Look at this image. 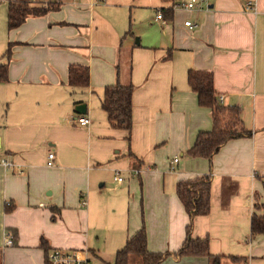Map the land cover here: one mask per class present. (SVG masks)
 <instances>
[{"label":"crops","instance_id":"crops-1","mask_svg":"<svg viewBox=\"0 0 264 264\" xmlns=\"http://www.w3.org/2000/svg\"><path fill=\"white\" fill-rule=\"evenodd\" d=\"M181 1L62 0L7 27L0 160L13 164L0 163V264H47L44 242L86 249L92 264H114L143 223L150 250L175 252L189 222L175 184L206 174L211 208L194 217L192 235L209 237L220 264H264V234L251 235L253 213L264 215V0H210L198 11L176 7ZM7 9L0 0L6 23ZM71 64L89 67L88 86L68 84ZM189 69L212 72L218 100L237 106L251 131L211 160L187 154L198 133L213 127L211 108L188 84ZM115 83L134 86L130 132L110 126L101 105L104 88ZM80 115L89 124H79ZM161 264L210 263L170 255Z\"/></svg>","mask_w":264,"mask_h":264},{"label":"trees","instance_id":"trees-1","mask_svg":"<svg viewBox=\"0 0 264 264\" xmlns=\"http://www.w3.org/2000/svg\"><path fill=\"white\" fill-rule=\"evenodd\" d=\"M62 0H7V27L9 30L22 25L30 16L44 15L61 5ZM173 1V0H164ZM166 17L171 18L173 8L163 10ZM164 15V14H163ZM11 43L4 53L7 61L11 57ZM0 62V81L8 79V62ZM188 84L197 93L198 102L212 110L213 127L211 130L200 131L194 145L187 154L192 157H205L211 160L214 153L228 140L251 134L243 125L240 110L237 106L223 105L218 100L214 88L213 74L206 70L189 69ZM70 86L85 87L90 84V70L86 65L71 64L68 70ZM133 84L115 83L104 88L101 105L106 111L110 126L130 132L132 119ZM175 191L189 215L185 228V239L181 247L175 251H152L148 248V236L145 224L135 231L117 250L114 264H161L170 256H204L210 264H220L221 256L213 255L209 249V237L192 235L195 216L206 215L211 208V175H201L192 179L180 180L175 184ZM258 205L257 203L255 204ZM264 234V215L253 213L251 217V235ZM46 257L50 248L43 243ZM232 259L244 260L233 256ZM48 264V261H47Z\"/></svg>","mask_w":264,"mask_h":264},{"label":"built area","instance_id":"built-area-1","mask_svg":"<svg viewBox=\"0 0 264 264\" xmlns=\"http://www.w3.org/2000/svg\"><path fill=\"white\" fill-rule=\"evenodd\" d=\"M209 2L210 0H185V1H181L177 3L176 7H180L186 10L198 11V10H201L203 7L208 6ZM252 8H253L252 2L249 1L246 9L251 10ZM156 20H161L164 22L165 18L161 11H159L156 14ZM185 24L190 27H194L197 25L191 20H186ZM222 99H223V96H219V100L222 101ZM77 121L81 125H87L90 122L89 118L85 115L78 116ZM54 158H55V154L53 152H50L48 154V161H47V164L49 166L53 165ZM178 160L179 158L176 157L173 159L172 163H176L178 162ZM0 163L6 167L11 166L13 164L10 160L5 159V158H2L0 160ZM171 168L174 169V166L172 165ZM133 171L134 173L139 172L138 169H135ZM114 179L118 182H122L124 177L121 174L116 173L114 176ZM9 204L10 202H8V205ZM81 204L85 205L86 201L82 200ZM12 238H13L12 235L8 233L6 237V243L12 244ZM47 261H48V264H92L88 251L86 249H80V248L78 249L51 248L49 252L47 253Z\"/></svg>","mask_w":264,"mask_h":264},{"label":"rangeland","instance_id":"rangeland-1","mask_svg":"<svg viewBox=\"0 0 264 264\" xmlns=\"http://www.w3.org/2000/svg\"><path fill=\"white\" fill-rule=\"evenodd\" d=\"M6 30H7V23H6L5 18L3 16L2 18L0 17V40L2 39V35L6 32ZM98 262L99 261H96V259L93 260V264H100ZM111 264H113V263H111Z\"/></svg>","mask_w":264,"mask_h":264},{"label":"water","instance_id":"water-1","mask_svg":"<svg viewBox=\"0 0 264 264\" xmlns=\"http://www.w3.org/2000/svg\"><path fill=\"white\" fill-rule=\"evenodd\" d=\"M77 110L80 113H84L86 111V104L82 103L77 106Z\"/></svg>","mask_w":264,"mask_h":264}]
</instances>
